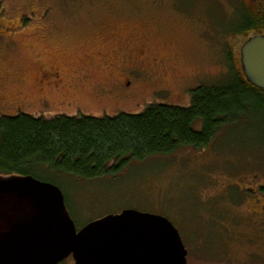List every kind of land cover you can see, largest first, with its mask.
Listing matches in <instances>:
<instances>
[{
	"label": "rangeland",
	"instance_id": "obj_1",
	"mask_svg": "<svg viewBox=\"0 0 264 264\" xmlns=\"http://www.w3.org/2000/svg\"><path fill=\"white\" fill-rule=\"evenodd\" d=\"M260 1L0 0V120L190 107L191 91L232 79L230 60L238 65L248 41L230 33L236 12ZM135 67L129 90H115ZM247 122L204 150L57 186L79 230L135 209L173 223L188 264H264V129Z\"/></svg>",
	"mask_w": 264,
	"mask_h": 264
},
{
	"label": "trees",
	"instance_id": "obj_2",
	"mask_svg": "<svg viewBox=\"0 0 264 264\" xmlns=\"http://www.w3.org/2000/svg\"><path fill=\"white\" fill-rule=\"evenodd\" d=\"M236 13L230 33L247 39L264 35V0L250 7L242 3ZM233 62L232 79L191 91L190 107L152 105L141 114L101 118L5 117L0 175L33 176L55 185L68 178L91 182L117 177L133 163L204 150L222 131H235L252 118L264 129V90L247 80L241 60Z\"/></svg>",
	"mask_w": 264,
	"mask_h": 264
},
{
	"label": "water",
	"instance_id": "obj_3",
	"mask_svg": "<svg viewBox=\"0 0 264 264\" xmlns=\"http://www.w3.org/2000/svg\"><path fill=\"white\" fill-rule=\"evenodd\" d=\"M247 80L264 90V35L241 49ZM188 264L173 223L135 209L78 229L60 187L33 176L0 175V264Z\"/></svg>",
	"mask_w": 264,
	"mask_h": 264
},
{
	"label": "flooded vegetation",
	"instance_id": "obj_4",
	"mask_svg": "<svg viewBox=\"0 0 264 264\" xmlns=\"http://www.w3.org/2000/svg\"><path fill=\"white\" fill-rule=\"evenodd\" d=\"M133 69V71L130 69L129 71H128V73H123L121 76H123V77H125L126 79H124V81L126 82V84H125V82H120L119 80H115V81H113L112 82V87L115 89V90H118V92H120V93H124V92H127L129 89H127V87H128V82H129V80H127V78H130V74H132V73H135V72H140L141 70L139 69V68H132ZM123 70V69H122ZM127 74V75H126ZM130 87V86H129Z\"/></svg>",
	"mask_w": 264,
	"mask_h": 264
}]
</instances>
